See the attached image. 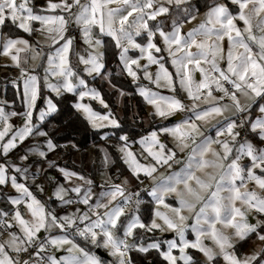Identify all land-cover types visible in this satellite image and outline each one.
<instances>
[{
  "label": "snow or ice",
  "instance_id": "obj_1",
  "mask_svg": "<svg viewBox=\"0 0 264 264\" xmlns=\"http://www.w3.org/2000/svg\"><path fill=\"white\" fill-rule=\"evenodd\" d=\"M172 5L183 8L188 22L196 19L194 13L198 9L193 8L190 0H46L39 10L34 8L31 0H0V36H3L0 56L10 59L19 69L24 108L17 113L0 107V154L4 158V162H0V186L10 184L19 193L10 198L11 214L0 210V228L7 232V238L0 242V264H105L87 245L105 249L112 258L107 264H133L129 255L133 250L139 253L156 250L167 264L180 261L194 264L188 249L201 253L206 264H217L221 259L224 264H264V247L241 258L234 250L233 240L235 237L243 241L254 234L264 245V147L255 146L247 139L237 140L241 136L237 129H243L247 124L264 143V102H261L264 101V0L214 2L207 7L199 24L186 34L181 32L183 21L174 19L170 32H165L159 24H150L157 17L168 14ZM241 23L242 27L239 26ZM71 25L76 26L83 43L91 49L87 58L78 55V63L84 66L83 72L87 76L103 75L105 53L100 49L103 48L101 37L106 35L115 42L119 60L133 82L140 70L144 79L156 88L172 93L162 95L139 87V95L152 108L149 115L167 120L177 113H191L187 119L171 126H160L141 137L138 143L147 163H141L131 150L127 135L119 137L124 143L118 151L131 175L141 183L140 174L152 181L148 195L156 208L147 224L135 214L141 203L139 193L125 195L122 184H127V179L122 184H111L108 191H101L95 202L90 203L93 181L77 172L59 169L65 181L75 179L82 184H73L70 188L58 185L54 192L56 199L61 205L85 206L84 210L77 207L73 212L59 215L54 209H48L25 183L18 182L16 174L9 175L11 170L27 177L28 170L21 172L7 157L28 137H47L48 133L34 123V112L40 100L44 107L39 108L37 121L43 122L57 111L51 94L60 98L64 93L78 92L73 107L83 114L93 129L120 127L110 111L101 114L80 102L89 97L108 108L100 93L89 88L86 79L71 64L74 37L67 34ZM5 26L9 31L17 29L38 39L32 42L21 36L13 37L3 32ZM157 35L163 47L155 42ZM130 49H138L140 56L130 57ZM161 52H167L174 74L165 66L164 57L154 55ZM21 53L25 54L23 60ZM29 53L31 70L24 66L29 62ZM141 59L146 63L141 64ZM150 65L156 66L155 73L148 71ZM38 67H43V89L50 95L42 94L41 77L34 74ZM195 73H199L198 79ZM177 82L190 104L186 105L178 98ZM257 104L259 115L253 119L251 110ZM225 113L229 115L225 116ZM15 116L21 118L20 126L10 123V117ZM217 117L224 119L217 121L216 138L205 136L202 127ZM161 135L171 139L172 147L162 141ZM236 144L238 147H234ZM46 147L51 151L57 145L47 139ZM100 151L104 153L103 163L107 167L108 154L103 148ZM178 152L185 153L178 171L166 176L154 175L158 167L171 168L173 163H180ZM38 154L46 156L45 151ZM19 158L26 160L27 155ZM245 158L247 162L241 163ZM249 182L254 184L251 189ZM69 192L76 194L75 201L69 197ZM133 195L137 196V208L128 213L126 209L133 203ZM168 197H174L178 206L167 203ZM21 205L25 210L23 213ZM189 228L195 239L186 238ZM54 229L62 234L52 235ZM134 229L174 232L179 241H165L166 250L157 240L137 243ZM121 231L122 235L119 234ZM77 237L84 246L77 242ZM139 239L143 240V237ZM205 239L210 240L211 245L205 244ZM49 247L55 251L48 253ZM174 249H178V256ZM60 250L66 255L57 257L55 252ZM24 255L28 258L24 259Z\"/></svg>",
  "mask_w": 264,
  "mask_h": 264
},
{
  "label": "rangeland",
  "instance_id": "obj_2",
  "mask_svg": "<svg viewBox=\"0 0 264 264\" xmlns=\"http://www.w3.org/2000/svg\"><path fill=\"white\" fill-rule=\"evenodd\" d=\"M53 2H56V0H53ZM82 2H83V0H82ZM214 2H225V0H190V3L192 4L193 8L194 9H198V12L194 13L196 15V19L192 20L191 22H188L185 19L183 8L177 9L174 5H172V6H169L170 7V12L168 14H165L163 16L157 17V19L155 21H150V24L152 26H156L157 24H159L160 27H162L165 32H170L172 30V21L174 19L177 20V22L183 21V27L181 29V32H182V34H186L191 28H193V27H195L196 25L199 24V22L204 18V13L207 11V7L211 6ZM31 3H32V5L34 6V8L36 10H39L40 8L45 6L46 0H31ZM166 6H168V5H166ZM230 7H231V5H230ZM239 26L242 27V23L239 24ZM73 27H74L75 30H77L76 26L74 25L71 28H69L68 33H67L68 35H71L72 37H74L72 50L70 52L71 64H72L74 70H76L81 75L82 78L86 79V82L88 83V87L89 88H95L100 93V95L102 97V94L97 89V87H95L94 85L89 83L90 79L99 77L101 75H95L94 74L93 76H87V74L83 72V67L84 66L78 63V55H84L85 58H87V53L89 51H91V49H89L88 46L83 43V40H82V38L80 36V33H79L78 36L75 35L74 33L72 34ZM24 34L25 35L22 36V37L26 38V39H30L32 42H35V40L38 39V37L35 36V35H33L32 37H29L28 34H26V33H24ZM103 37H108V36H103ZM103 37H101V38H103ZM2 39H3V36H0V41H2ZM137 40H138V42H140V38H137ZM155 42L157 43L158 46L163 47L162 42L160 41L158 35L155 37ZM223 44H224L225 54H226V50H227V41H226V39L223 42ZM192 50L195 51V49H192ZM47 51H48V49L45 47V52H47ZM100 51H103V48L100 49ZM117 51H118V54H119V50L118 49H117ZM27 55L29 56V62H28L27 65H24V66L29 68V70H31V68H32V61L30 60V55L31 54L29 53ZM128 55L130 57H132V58H135V57L140 56V53H139L138 49L137 50L130 49L129 52H128ZM154 55H158V56L164 57L165 58V66L169 69L170 72H172L173 74L175 73V69L172 67L170 61L167 58V52H161L159 54L154 53ZM24 56H25V54L21 53L22 60H23ZM44 59L46 60V57ZM41 63H43V61H41ZM103 63H104V61H103ZM140 63L141 64H145L146 61L141 59ZM221 63L224 64V62H221ZM0 66H1L0 67V70H1L0 78L6 81V82L3 83L5 85V87L3 86L1 88L2 90L0 92V107H4L5 111H7V112L15 111L17 113H20V112H22L24 110V108H23V103H22L23 82H22V80L19 79V75H20L19 69H17L16 67H14L11 64L10 59L5 58L3 56H0ZM104 66H105V63H104ZM224 66L226 67V64H224ZM133 69L137 70V69H135V66H133ZM103 70H104V68L101 71L103 72ZM119 70H120V72L124 73L125 76L128 77V79L130 80V82L132 84H134V85L137 84V91H138L139 87H147V88L151 89L152 91L159 92L162 95H172V93L169 92L167 89H158V88L155 87V85L151 84L148 80L144 79L143 72L140 71V70H137L138 71V78H137V80L135 82H133L132 78L124 70V65L121 62H120ZM155 70H156V66L155 65H150L149 68H148V71L150 73H155ZM34 74H37V75H39L41 77L40 84H41L42 94L50 95V93H48L46 90L43 89V79H42L43 76H44L43 67H38ZM194 76H195V78L198 79L199 78V73H195ZM9 84H10V88H9V90H7V86ZM175 87L177 89L178 98L182 99V101L186 105L190 104V102L187 100L185 94L182 91L179 90L178 82L176 83ZM121 93H123V95H121ZM70 94L75 95V102H76V99H77V96H78V92L70 93ZM51 95H53V97H54V94H51ZM124 95H125L124 92H122V91L119 92V95H118V98H117L118 107H120ZM80 102L90 105L93 108L94 111L99 112L101 114H107V112L110 111L112 116L115 117L117 119V121H118V117L117 116L119 115V113H117V114L112 113V111H111V109L109 107L107 109H105L102 105H100V103L97 100H93V99H91L89 97H85ZM104 102L106 103V100ZM224 102H227V101H224ZM145 104H146V107H147V114H148L149 119H153L157 123V125H159L157 128L152 129V131L153 130H158V128L160 126H171L174 123H178L181 119H187L191 115L190 112H183V113H177L175 116L170 117L167 120H161L158 117H155L153 115H149V113L152 112V108L146 102H145ZM40 107H44V104H43L42 100L38 101L37 110H35V112H34V123H36L38 127L40 126V124L42 122L37 121L35 119V117H36V115H38V110H39ZM201 107H204V105H201ZM254 107H255V105L253 106V108ZM52 114H50V115H52ZM80 114L83 117V114L82 113H80ZM227 115H229V114L225 113V116H227ZM257 115H259V112L256 113V116ZM223 119H224L223 117H217L215 120L211 121L209 125H204L202 127V131H203L204 135L205 136H210L212 138H216L215 137V132H216L217 121H223ZM236 119H237V123H239V118H236ZM147 122H148V120H147ZM10 123H12L14 126H20L22 121H21V118L19 116H15V117H10ZM118 123H119V121H118ZM119 125H120V123H119ZM119 128H113L111 126H107V127L100 128V129H93V128L92 129L100 132L102 137L106 138V136H108V134L116 133ZM237 130L241 132V136L237 138L238 141L243 142L241 140V137L243 135H246V138H247V140L249 142H252L255 146H258V147H264V143H261L259 140H256L253 137L254 134L251 132L250 127L247 124L245 125V127L243 129H237ZM147 134H145L143 136H146ZM121 135H127V134H125V133L119 134L116 137L117 141L106 142V143H102V144H98V145L92 146L90 149L85 150L84 153H80V152L75 153L73 158H72L71 163L74 164L75 166L77 165L79 170H81V173L66 167L63 164L66 160H62L61 156H59L57 154L55 149H53L51 151H49L47 149V147H46V140L48 139L47 137H37L35 135L30 136V137L26 138L25 141L19 142L17 144V147L15 149H13L9 153V155L7 157V160L9 162H11V163H14L16 166H18L21 169V172H23L24 169H27L28 170L27 171V175H28V173L30 171H34V172H38V173H41V172L44 173L43 182H41V183H36V182L28 183L25 180V177L23 175H21L19 173H14L11 170L9 171V175L16 174L18 182L25 183L29 187L30 191H32L33 194L38 199H40L42 203L46 204V207L48 209H54L57 214H59L57 212V210L59 208H61L62 205L60 204V202L56 199V197L54 195L56 187L58 185H63L65 187L70 188L73 184H82L81 181L75 180V179H73V181H71V182L65 181L64 178H63L62 173L59 171V169H61V168L66 169L68 171L77 172L80 175H83L86 179H90V180L93 181V183L91 185L93 196H92V199H91L90 203L91 202H95V200L97 199V197L99 196V193L101 191H108L109 190V186L111 184H122V182L125 179H127L128 183L127 184H122V186L126 190H129V189L131 190L132 188L136 187L135 185L140 184L141 182H140V180H137L135 177H133L131 175V172L128 169L126 164H125V166L129 170V177H126V178L124 177L123 179H121L119 181H116L115 179H113L111 177V175H110L109 170H108V167H109L110 163L113 160V154L112 153H114L121 161H123L121 159L122 154L118 151V148L124 143L123 141H120V139H119V137ZM143 136L138 137V140H137L136 143L130 142L128 140V144H129V147L131 148V150L140 159V162L141 163H147L148 161H145L143 159V157L141 156L142 148H141V145L138 143V141ZM221 138H223V137H221ZM257 138H258V136H257ZM161 139L169 147H172L171 139L169 137L161 135ZM109 141H112V140H109ZM213 147H216V146L214 145ZM234 147H238V144H236ZM101 148L105 149V151L108 154L109 162H108V166L107 167H105L104 163H103L104 153L100 151ZM39 151H45L46 156L42 157V160L40 162H35V161H33V159H39V158L34 156V155H32V153L36 154ZM0 155L2 156V154H0ZM25 155H27V159L26 160H21L19 158V157L25 156ZM144 155H146V153ZM184 158H185V153H179L178 152L177 153V160L180 161V163H173L171 168H168L167 166L158 167V170H157V172L154 175H156L157 177H160L161 175L166 176V175L170 174L173 171H178L180 169V167L182 166ZM245 162H247L246 158L241 161V163H245ZM45 164H47V165H45ZM48 164H49V166L50 165L54 166V169L57 171L58 175H56V174L52 173L51 171L47 170L48 169V167H47ZM94 165H97L98 168H100L101 171L95 178L91 179L90 177L86 176L82 171L85 170L88 173V175H89L91 173V168ZM42 169H44V170H42ZM257 174H259L258 170H257ZM140 179L143 182L144 181H148V183L150 185H152V181L147 179L146 177H144L143 174H140ZM103 184L105 185V187L102 188L101 186ZM36 185H39L40 187L37 188ZM253 187H254V184L249 182V188L251 189ZM41 189H42V191H41ZM150 190H151V188H150ZM257 191H259V190L257 189ZM48 192H51L50 196L48 195ZM3 193L6 194L7 203L10 206V211H8V212H9V214H11L13 206L10 204V198L19 195V193H17L15 191V189L11 188L10 184L8 186H0V197L2 196ZM147 193H148V191H147ZM68 195L74 201L76 200V194L75 193L69 192ZM81 195H82V193H81ZM149 197L152 199L151 196H149ZM51 200H54L56 203L52 204ZM140 201H141V199H140ZM166 202L172 204L173 206H178L176 204V202H175V198L174 197H168L166 199ZM141 204H142V201H141L139 206H141ZM19 207H20L21 212L23 213L25 211L23 206L21 205ZM77 207H79L81 210L85 209V206L83 204H80V206H77ZM77 207H74L70 212L75 211V209ZM136 208H137V206H136L135 203L134 204H130L129 208L126 209V212L131 213ZM155 208H156V205L154 204L153 210ZM160 210L164 211V209L162 207H161ZM70 212H68V213H70ZM64 214H66V213L62 212L59 215H64ZM135 214L138 215L137 211L135 212ZM185 214H187V213H185ZM138 216L140 217V215H138ZM26 218H27V216H26ZM140 219H141V217H140ZM151 219L149 220V222L151 221ZM250 220L252 222H254V219L252 217H250ZM189 223H191V221H189ZM140 230L143 231V229H134L135 235H137L140 232ZM15 231L18 232L19 230L15 229ZM228 232L230 233L231 230H228ZM57 234H62V233H60L59 230L54 229L53 232H52V235H57ZM119 234L122 235V231ZM144 234L147 237V240L140 241L138 243L142 242L144 244H147V243L151 242L152 240H157V241H159L161 243L162 248L165 249V250H166V247H167L166 244L164 243L165 241L173 240V239L177 240V242L179 241V237L176 236V234L174 232H167L166 231V232L160 233V232L156 231V232H144ZM6 238H7V232H5L2 228H0V242H2ZM186 238L190 239V240L195 239V236L192 234L190 228L186 231ZM247 239H248V237L245 238V240H247ZM76 240H77L78 243H81V245L84 246V243H83V241L80 238L77 237ZM233 240L235 241L234 250L237 253V255L240 256L241 258H243L246 255H251L252 253L258 251L260 248L264 247V245H262L261 242L256 239L254 234H250V236H249V241H248L249 244H248L247 249H244V250H241V251H239V246L245 240L239 241V240H236L235 237H233ZM204 243L207 244V245H211V241L208 240V239H205ZM87 247H88V249L90 251H92L98 257H100L105 262V264H107V262L112 259L111 257H109L107 255L106 250L103 249V248H95V247H93L91 245H87ZM30 251H32V250L30 249ZM47 251H48V253H52L55 250L49 247ZM98 251H101L104 254V256H101L98 253ZM135 252H137V251H135ZM149 252L156 253L157 251L156 250H149ZM149 252H148V254H149ZM173 252H174L175 255H177V256L179 255L178 249H174ZM187 252H188L189 255L193 256L194 264H195V262H199V264H206L203 255L201 253H199L197 250L188 249ZM141 254L142 255H147V253H141ZM55 255L57 257H59L60 255H66V252H64L63 250H60L58 252H55ZM103 257H105V258H103ZM23 258L27 259L28 257H27V255H24ZM258 259H259V257H258ZM162 260H163V258H162ZM164 262H165V264H167L166 261H164ZM178 264H183V262L180 261V262H178ZM217 264H224V262L221 259V260H219L217 262ZM254 264H255V262H254Z\"/></svg>",
  "mask_w": 264,
  "mask_h": 264
},
{
  "label": "trees",
  "instance_id": "obj_3",
  "mask_svg": "<svg viewBox=\"0 0 264 264\" xmlns=\"http://www.w3.org/2000/svg\"><path fill=\"white\" fill-rule=\"evenodd\" d=\"M3 32L8 33L13 37H22L25 35L22 31L17 29L9 31L8 26L3 28ZM102 40L104 46L103 52L105 53L103 60L105 63L102 72L103 75L90 79L89 83L97 87L101 92L104 101L106 100L112 113H119L117 116L120 123L118 131L114 134H108L106 138L101 139V133L93 130L82 115L73 107L75 95L70 93H64L60 98L53 97L57 104V111L46 117L39 126L41 130L48 133L47 138L51 139L53 143L57 145L55 148L57 154L61 156L62 160H66L63 164L79 173H81V170H79L78 166L71 163L75 153H84L85 150L90 149L92 146L117 141L116 137L121 133L127 134L129 141L136 143L138 137L149 133L152 129L159 126L153 119H149L146 104L137 91V84H132L128 77L120 72L119 54L115 47V43L109 37H103ZM4 82L6 81L0 78V87H3ZM7 87V90H9V86ZM120 91L124 92L125 95L123 96L120 107H118L117 98ZM251 112L252 118H255L256 113L258 112V104L255 105ZM253 137L256 140H259L255 134ZM72 145H75L76 147L73 148ZM112 154L113 160L108 167L111 177L116 181H119L124 177H129V170L126 168L124 162L114 153ZM0 162H4V158L1 155ZM49 171L57 174L54 166H52ZM100 171V168H98L97 165H94L92 166L89 175L85 170L82 172L92 179L95 178ZM138 185L139 184L135 186ZM139 199H141L142 204L139 206L137 214L140 215L142 221L147 224L152 218L151 214L154 202L148 195H144ZM55 203L56 202H52V204ZM0 210L6 212L10 211V206L7 203V197L4 193L0 197ZM144 232V230H140L136 235L137 243L147 240ZM141 236L143 237V240L139 239ZM248 241L249 237L239 246V251L247 249L249 244ZM130 257L133 260V264H165L157 252H149L147 255H142L134 250L130 252Z\"/></svg>",
  "mask_w": 264,
  "mask_h": 264
},
{
  "label": "built area",
  "instance_id": "obj_4",
  "mask_svg": "<svg viewBox=\"0 0 264 264\" xmlns=\"http://www.w3.org/2000/svg\"><path fill=\"white\" fill-rule=\"evenodd\" d=\"M69 28H71V26H70ZM72 32H73L75 35H77V36L79 35V32H78L77 30H75V29H72ZM245 139H247V138H246V135H243V136L241 137V140L244 141ZM25 180H26L27 182H29V183H30V182H38V181L41 180V177H40V176H36V175H30V176H27V177L25 178ZM103 185H104V184H103ZM103 187H105V185H104ZM150 188H151V185L148 183V181H144L143 183H140L138 186L132 188L131 190H130V189H129V190H126V191H125V195H127L128 193H133V194H135V193H139V195H140V194H142V193H144V192L149 191ZM136 199H137V196H136V195H133V196H132V201H133V203L135 202ZM133 203H131V204H133ZM77 206H80V204L73 203L72 205H62V207L58 209V213H62V212H63V213H68V212H70L74 207H77ZM129 255H130V253H129Z\"/></svg>",
  "mask_w": 264,
  "mask_h": 264
},
{
  "label": "crops",
  "instance_id": "obj_5",
  "mask_svg": "<svg viewBox=\"0 0 264 264\" xmlns=\"http://www.w3.org/2000/svg\"><path fill=\"white\" fill-rule=\"evenodd\" d=\"M72 26H74V25H71V27ZM73 29H74V27H73ZM72 34H73V32H72ZM106 36V35H105ZM103 48H104V46H103ZM0 73H1V70H0ZM10 82V81H9ZM8 82V83H9ZM11 83V82H10ZM1 86V85H0ZM4 87H5V85H3ZM9 86V88H10V84L8 85ZM2 87H0V92H1V89ZM8 88V87H7ZM56 151V150H55ZM32 155H34V156H36V157H38L39 159H33V161H35V162H40L41 160H42V157H40L39 156V154L38 153H32ZM45 165H47V164H45ZM48 171H49V169L52 167L51 165L49 166V164H48ZM42 170H44V169H42ZM30 175H36V176H40L41 177V180L40 181H38V182H36V183H41V182H43V180H44V173H38V172H34V171H30L29 173H28V175L27 176H30ZM57 175V174H56ZM29 183V182H28ZM148 193L147 192H144V193H142V194H140L139 195V198H141L142 196H144V195H147ZM48 195L50 196L51 195V192H48ZM51 202H55L54 200H51ZM91 203H94V202H91ZM57 212H58V210H57ZM60 214V213H59ZM134 251V250H133Z\"/></svg>",
  "mask_w": 264,
  "mask_h": 264
},
{
  "label": "water",
  "instance_id": "obj_6",
  "mask_svg": "<svg viewBox=\"0 0 264 264\" xmlns=\"http://www.w3.org/2000/svg\"><path fill=\"white\" fill-rule=\"evenodd\" d=\"M98 253H99L101 256H104V254H103L101 251H98Z\"/></svg>",
  "mask_w": 264,
  "mask_h": 264
}]
</instances>
